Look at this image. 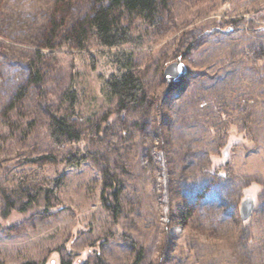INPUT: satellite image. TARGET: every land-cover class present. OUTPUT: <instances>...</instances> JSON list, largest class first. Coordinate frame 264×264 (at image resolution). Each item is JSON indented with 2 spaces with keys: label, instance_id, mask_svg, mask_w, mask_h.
I'll list each match as a JSON object with an SVG mask.
<instances>
[{
  "label": "rangeland",
  "instance_id": "obj_1",
  "mask_svg": "<svg viewBox=\"0 0 264 264\" xmlns=\"http://www.w3.org/2000/svg\"><path fill=\"white\" fill-rule=\"evenodd\" d=\"M89 3L0 0V193L15 207L2 215L0 200V264H264V0H171L157 27L136 21L144 98L124 111L105 89L117 49L70 39L69 16ZM53 5L66 27L45 44ZM174 61L188 73L166 93ZM69 89L81 141L56 146L49 121L71 114ZM74 150L89 156L67 166L57 196L17 210L16 178L57 167L27 159Z\"/></svg>",
  "mask_w": 264,
  "mask_h": 264
},
{
  "label": "trees",
  "instance_id": "obj_2",
  "mask_svg": "<svg viewBox=\"0 0 264 264\" xmlns=\"http://www.w3.org/2000/svg\"><path fill=\"white\" fill-rule=\"evenodd\" d=\"M170 3L171 0H90V7H88L87 12L83 15L77 12L75 16H69L67 21L68 25L66 26L70 29V35H72L70 39L75 40L80 45H85L93 38L97 42V45L102 48L117 49L113 55V62H116V70L105 80V89L109 99L113 101L121 111H124L127 107L137 105L144 98L145 85L142 78L136 72L130 46H137L139 44L138 41H140L141 36L137 34L141 25L152 27H157L159 25L163 15L169 11ZM51 9L55 10V12L53 15L49 16L51 25L45 32L48 39L53 36L55 31L65 26L63 21L57 19V14H60L59 9H56L55 5H53ZM133 21H135V23H133ZM136 21L139 22L140 26L136 24ZM259 29L264 30V27ZM143 32L145 35L147 34L146 30ZM48 39L45 41V44L50 42V39ZM75 96L76 94L72 89H69V91L64 94V98L71 108V114L62 116L53 115L49 121V138L56 146L60 144L65 146L67 143H79L81 141L80 132H78L71 122L81 119L79 114L73 109L72 102L75 101ZM17 99V96L12 97L9 104H15ZM84 119L86 122L90 123L91 126L94 125L98 133L100 125L90 117ZM82 150H85V152L87 151L86 147ZM82 154L83 155L79 156V151L77 153V151L74 150L64 154L61 158L55 155L28 158V163H38L39 165L37 166H41V163H47V160L57 164L56 172L53 179L46 180L44 171L41 168H36L34 173L29 170L23 171L14 182L20 190V194H18L19 199L17 198V200H20V202L22 201V204L17 210L20 212L26 211L29 207L38 204L41 197H46L45 202L48 201L49 197L47 196L49 195L56 197L57 190L63 181L67 166L78 164L85 156H89L87 154L84 155V153ZM107 175L108 173L104 171V176ZM113 186V180L105 182L103 184V193H105L107 189L112 191L114 189ZM112 192L114 201H116L114 205L116 209L119 202L118 191L115 189ZM103 193L101 196L105 202L106 197ZM8 197L9 195L4 190L0 193V200L6 204L2 215H6L15 209V207L11 206L13 204L9 201ZM46 205L48 206L47 203ZM105 206H108V204L105 203ZM139 256L140 254L135 256L132 264H137ZM20 264L36 263L23 262ZM62 264L71 263L69 261H62Z\"/></svg>",
  "mask_w": 264,
  "mask_h": 264
},
{
  "label": "water",
  "instance_id": "obj_3",
  "mask_svg": "<svg viewBox=\"0 0 264 264\" xmlns=\"http://www.w3.org/2000/svg\"><path fill=\"white\" fill-rule=\"evenodd\" d=\"M187 73L188 69L182 62L174 61L167 65L163 70V77L167 83L166 93H170L180 87ZM253 206L252 198L248 197L241 202L239 208L241 220H247L250 217Z\"/></svg>",
  "mask_w": 264,
  "mask_h": 264
}]
</instances>
